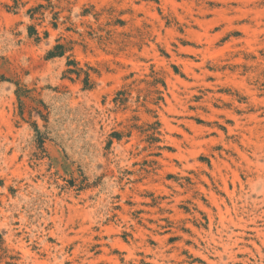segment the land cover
Instances as JSON below:
<instances>
[{"label":"rangeland","instance_id":"rangeland-1","mask_svg":"<svg viewBox=\"0 0 264 264\" xmlns=\"http://www.w3.org/2000/svg\"><path fill=\"white\" fill-rule=\"evenodd\" d=\"M0 264H264V0H0Z\"/></svg>","mask_w":264,"mask_h":264},{"label":"trees","instance_id":"trees-1","mask_svg":"<svg viewBox=\"0 0 264 264\" xmlns=\"http://www.w3.org/2000/svg\"><path fill=\"white\" fill-rule=\"evenodd\" d=\"M59 47H57L56 49H58ZM56 56H62V53H59L58 55H56L55 53H50L49 58H53Z\"/></svg>","mask_w":264,"mask_h":264}]
</instances>
